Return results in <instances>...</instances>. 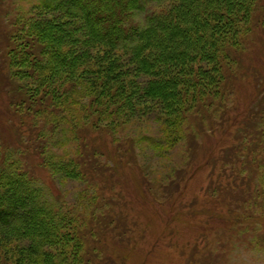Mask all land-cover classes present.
I'll return each instance as SVG.
<instances>
[{"label": "trees", "instance_id": "1", "mask_svg": "<svg viewBox=\"0 0 264 264\" xmlns=\"http://www.w3.org/2000/svg\"><path fill=\"white\" fill-rule=\"evenodd\" d=\"M244 1L248 4L247 6H243ZM42 2L49 8L60 9L69 16L81 18L90 36L99 44L133 53L138 74L143 73L146 78L138 87L135 81L129 85L135 86L136 88L133 87L135 91L141 86L149 97L167 100L170 108L179 111L178 116L181 120H187L185 117L188 116L187 110L190 109L191 114H197L213 98L217 100V105L222 107H224L223 103H231L232 95L230 96L229 91H235L239 81L238 73L242 69L238 67V64L241 65L238 57L245 55V47L251 42L255 47L261 41L263 42L264 32L258 31V28L264 29V0H42ZM166 2H170L171 5L165 8ZM152 3H158L159 6H164V9L156 10L152 7ZM6 42V58L3 53L1 55L3 59H0V71L2 73L7 71L5 76H0V85L5 86L3 91H5L6 104L1 116L4 121L17 119L23 122V118L36 115L34 121L37 122V119L41 118L42 129L50 131H46L47 135L38 139L36 144L24 146L25 144H22L20 140L18 150L6 147L0 130V264H10V258L14 259V263L11 264H118L112 256L103 255L100 258L99 255L100 252L104 254L103 249L108 240L103 235L112 230L109 228L112 226L110 223L117 220L119 226H128L124 217L121 220L122 214L119 213V219L116 218L118 210L115 212L116 208H112L115 205L114 197L106 196V194L112 195L106 190L107 185H112V191L114 188L110 180L106 181L107 176L111 172L117 174L120 170V168L116 170V167L115 170L112 169L118 164L116 161L119 159L111 160L108 170L106 165L98 162L101 161L99 158L88 164L78 152L79 157L66 156L69 158L60 155L57 157L58 154L49 152L50 149L58 146L54 144L58 138H51L52 130L60 129L65 132L71 129L77 130L83 125L73 124L72 128L65 126L64 115L68 116L70 112L71 116L77 109L76 106L80 105L83 111L85 108L77 98L71 97L74 96L75 91L68 89H71L73 83H70V88H64L67 80L61 86L62 88L55 82L51 85L45 84L48 77H45V74L55 62L49 58L43 62L45 52L39 56L36 55L44 45L41 41L17 36L16 31H12L6 37ZM20 51L25 54L24 56H35L34 62L30 64V71L25 72L19 68L17 52ZM49 53L56 56L55 58L59 60L58 64L64 67L74 66L75 60L67 57V53L60 52L62 54L60 57L56 52ZM7 67H10L11 77L10 74L8 76ZM30 72L34 73L38 80L30 77L32 81L28 77ZM40 76H44L45 81ZM109 78L118 80L119 74H113ZM261 80L262 82H257V90H254L258 99L251 106L243 110L240 105H237L229 112L224 111L225 113L222 114L221 117H224L233 111L234 116L230 119L237 124L225 128L221 124H212L209 136L207 135L212 141L211 144L213 143L212 146L215 145L217 148H221L224 144L219 139L223 129V136L231 139L226 148H224L225 144L223 145L214 159L218 161L210 163L212 169L209 167L211 171L208 179L212 180L210 190L215 196L217 188L224 186L222 178L228 177L229 187L239 180L241 182H238V188L252 189L249 184L255 185L259 188L264 201V81L263 78ZM99 82L95 80L91 84V94L104 95L98 93L97 87L101 86ZM120 88H123V84L115 86L111 89V93L114 94ZM209 93L213 97L211 100L208 98ZM200 95L201 98H198ZM117 96L120 94L117 93ZM188 96L191 99L195 96L194 99L197 101L186 103L185 107H183V100L180 103H172L174 98H188ZM219 96L220 98H217ZM95 98L96 101H100V97ZM170 108L168 111H173ZM24 109L27 113L23 117L21 115ZM118 110L121 111V109ZM77 119L80 118L73 116L71 120ZM173 122L174 124L171 125H177L175 120ZM20 125L21 127L16 130L22 137L36 130L35 124ZM182 126L184 124L174 128L172 133L186 130L187 127ZM197 126L194 125L191 128L189 126V130L192 131L190 134L187 131V135L189 134L187 145H191L193 159H198L201 152L205 150V138L202 130L200 131ZM182 135L186 136V134ZM147 139L160 147L168 144L173 148L176 145V142L169 141L163 145V141L160 142L151 136ZM60 142L62 145L67 143ZM31 148L35 153L33 156L38 158L42 166L50 170L66 173L70 168L68 166L72 165L75 173L77 167L75 170L73 162H76L80 169H85L86 173H92L90 177L95 186L94 193L90 195L86 190L79 196L81 197L79 203L87 208L85 213H78L72 218L67 217L60 227L52 226V223L55 225L58 223L57 219L63 218L57 211L58 203L55 200L58 198L49 193L46 190L47 187L39 184L29 169L24 168L22 158L25 157V161L28 165L30 164ZM216 163L222 164L223 173H214ZM226 163L230 173L223 165ZM248 172L251 174L248 182H246L248 175L243 176L241 180V175ZM253 179L257 182H253ZM170 185L168 195L172 197L174 188L178 190L181 187V181L177 183L173 181ZM222 189L225 190V186ZM252 219L250 212L246 217L242 215L232 223L233 229L239 234L235 227L241 230L244 226L242 224ZM221 225L225 226V222ZM88 226L95 227L93 228L95 230L85 232ZM221 230L222 228H219L215 233H222ZM232 235L234 234H231L230 238ZM240 236L236 234V240L233 239L232 243L229 240L226 245L220 244L219 247L222 251H229L225 253L230 254L235 244H251L246 241L248 239L239 238ZM45 245L49 248H46L43 254L41 249ZM198 246L197 243L196 247ZM204 246L208 247L207 244ZM206 250L209 251V248ZM67 251H71L74 255L69 257ZM226 256L219 255L213 264H221L222 258H224V264H228ZM207 261V257H204L199 264H207ZM209 261L212 264L214 259Z\"/></svg>", "mask_w": 264, "mask_h": 264}, {"label": "rangeland", "instance_id": "2", "mask_svg": "<svg viewBox=\"0 0 264 264\" xmlns=\"http://www.w3.org/2000/svg\"><path fill=\"white\" fill-rule=\"evenodd\" d=\"M170 5V2H166L164 6L166 8ZM244 5L248 4L244 1ZM164 6L152 3V7L156 10H162ZM261 30L259 27L258 31L264 32V29ZM12 31H16L17 36L29 40L37 39L38 42L41 41L44 44L36 55L39 56L45 52L43 62L49 58L55 64L47 70L46 81L44 76L40 78L45 81L46 85L55 82L60 87L67 80L64 88H70V83H73L71 89H68L75 91V93L72 92L74 96L71 97L72 99L77 98L85 108L83 111L79 105L76 106L77 109L71 116L70 112L68 116L64 115L66 117L63 120L65 126L72 128L73 124L83 125L77 130L71 129L65 132L60 129L52 130L51 138H58L54 143L58 146L50 149L49 152L54 155L58 154L57 157L59 155L79 157L78 153H80L88 164L99 158L101 161L97 159L98 162L106 165L108 170L111 166L110 161L119 159L116 161L118 164L116 163L117 165L112 169L115 170L116 167V170L119 168L120 170L117 174L111 172L107 176L106 181L110 180L114 188L112 191V185H107L106 190L112 195L106 194V196L114 197L112 199L115 205L112 208H116L115 212L118 210L116 218L119 219L118 214H122L123 216L120 215L121 220L124 217L128 226H119L118 221H113L114 219L113 222L111 221L112 226L109 228L114 232L109 230L108 233H104L103 236L109 243H105L104 254L100 252L99 257L112 256L118 264H199L204 257H207L206 263L211 264L209 260L214 259L213 264L216 262L215 258L225 254L227 255L225 259L229 261L228 264H264V243H262L264 240V201L259 188L251 183L249 185L252 189L238 188L240 180L229 187L230 179L223 177L222 183L225 190L221 185L217 188L215 196L210 190L212 180L208 179L212 169L210 166L218 161L214 159L223 145L225 144L224 148H226L231 141L227 136H223V129L219 139L224 144L221 148L212 146L213 143L211 144L212 141L208 138L212 124H221L224 128L237 124L230 119L234 116L233 111L221 117L224 111L229 112L237 105L244 110L258 99L254 90L258 87L257 82H262V78L264 81V35H262L263 42L261 41L257 47L251 42L245 47V55L238 57L241 62L238 67L242 69L238 73L239 81L235 91H229L230 96L232 95L231 103H223L224 107L219 106L217 100L209 93L208 98L210 100L213 98L211 102H208L197 114H191L190 109L187 110L188 116H185L187 120H181L178 116L179 111L170 108L167 100L149 97L141 86L135 91L136 87L129 85L135 81L138 87L146 78L145 74H138L133 61V53L99 44L90 36L81 18L69 16L60 9L49 8L42 0H0V59H3L1 56L3 53L6 58V37ZM49 52H56L59 57L62 52L67 53V57L75 60L74 66L64 67L58 64L59 60ZM17 55L19 68L25 72L30 71V64L34 62L35 56H24L25 54L21 51L17 52ZM7 69H9V76L10 67ZM5 74L7 71L4 73L0 71V76H5ZM113 74H119V79H108ZM35 76L31 72L28 74L29 78L38 80ZM95 80L101 83V86L97 87L98 93L104 95L91 94V84ZM122 84L123 88L117 89L114 94L111 93V89L118 85L122 86ZM4 88V85H0V130L4 138L3 143L7 145V148L18 150L20 140L22 144H25L24 146H29L31 143L36 144L38 139L46 136V131L50 130L42 129L41 118L37 119V122L34 121L36 115L23 118V122L17 119H14L16 123L9 119L4 121L1 116L6 106ZM62 92L65 95L64 91ZM117 93L120 96H117ZM97 96L100 97V101H96ZM194 97L193 99L189 96L188 98H174L172 103H180L183 100V107H185L186 103L197 101ZM198 98H201V95ZM168 107L173 111H168ZM179 109L181 110V107ZM26 113L27 110L24 109L21 116L24 117ZM73 116L80 119L71 120ZM173 120L178 126L171 125L174 124ZM23 123L35 124L36 130L22 137L16 128L21 127L20 124ZM180 124H184L182 127H187L186 130L172 133L174 128L179 127ZM194 125H198L197 127L200 131L202 130L205 138V150L201 152L198 159L192 158L191 145H187L189 134L192 132L189 126L191 128ZM149 136L157 138L160 142L163 141V145L168 141L176 142V145L173 148L168 144L164 145L166 147H160L155 143H150L147 139ZM60 141L67 143L62 145ZM31 154L29 165L25 161L26 158H22L24 168L29 169L39 184L47 187L46 190L58 198L55 200L58 203L57 211L63 218L57 219L58 223L55 221L57 226L54 223L52 226L60 227L67 217L72 218L78 213H85L87 208L79 203L81 198L79 196L86 190L90 195L94 193L95 186L90 177L92 173H86L85 169H80L79 164L73 160L75 170L77 167L75 173L72 165L68 166L70 167L67 171L69 173L50 170L42 166L38 158L33 156L35 154L33 149ZM221 165V163H216L215 174L223 173ZM223 165L230 173L227 163ZM246 175H248L246 178L248 182L251 175L249 172L241 175L240 179L242 180ZM173 181L176 183L181 181V187L178 190L174 188L173 196L169 197L168 192ZM249 212L253 219L243 223L241 230L236 226L238 234L233 229L232 223L242 215L246 217ZM224 222L225 226L222 227L221 224ZM93 228L95 227L88 226L85 232L91 229L94 231ZM219 228H222V233H215ZM231 234H234L232 238H230ZM236 234L241 235L239 238L248 239L246 241L251 244H235L230 254L225 253L229 251H222L220 244L226 245L229 240L232 243L233 239L236 240ZM197 243L198 247H196ZM205 244L208 247H205ZM217 246L218 249L214 248ZM46 248H49L48 245L42 247L43 254ZM206 248H209V251ZM67 254L72 257L73 253L67 251ZM210 254L213 256L209 259ZM11 263H14L12 258H10ZM221 264H224V258Z\"/></svg>", "mask_w": 264, "mask_h": 264}]
</instances>
